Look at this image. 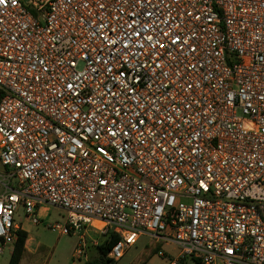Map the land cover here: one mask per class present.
Returning a JSON list of instances; mask_svg holds the SVG:
<instances>
[{
	"label": "built area",
	"instance_id": "obj_1",
	"mask_svg": "<svg viewBox=\"0 0 264 264\" xmlns=\"http://www.w3.org/2000/svg\"><path fill=\"white\" fill-rule=\"evenodd\" d=\"M0 164V254L48 205L113 262L264 264V0H3Z\"/></svg>",
	"mask_w": 264,
	"mask_h": 264
},
{
	"label": "rangeland",
	"instance_id": "obj_2",
	"mask_svg": "<svg viewBox=\"0 0 264 264\" xmlns=\"http://www.w3.org/2000/svg\"><path fill=\"white\" fill-rule=\"evenodd\" d=\"M17 182L11 175V171L0 164V193L6 188H14ZM22 207H17L14 213V223H19L23 215ZM39 224L32 229L30 234L35 251L24 253L18 264H82L83 259L91 260L97 257L98 250L93 242L100 245L104 241L103 236L91 230H83L78 234L59 235L58 232L49 229L55 223H64L65 213L53 206L46 205L43 212L37 216ZM83 236V239L82 237ZM85 243L86 252L84 258L77 259L74 254L79 246ZM158 251L175 254L172 246L155 244L151 239L142 236L137 243L126 250L123 257L116 264H168V258L158 256ZM11 255V246H4L0 254V264H8ZM184 264H194L187 262Z\"/></svg>",
	"mask_w": 264,
	"mask_h": 264
},
{
	"label": "trees",
	"instance_id": "obj_3",
	"mask_svg": "<svg viewBox=\"0 0 264 264\" xmlns=\"http://www.w3.org/2000/svg\"><path fill=\"white\" fill-rule=\"evenodd\" d=\"M26 237L27 236L24 232L20 231L18 233V238L14 243L8 264H18L22 255L26 253V250L24 248ZM117 240H118L117 236L109 235V239H104V241H102L100 245L96 246V249L98 250L97 257L88 260L86 262H83L82 264H116V262H113L107 256L109 249Z\"/></svg>",
	"mask_w": 264,
	"mask_h": 264
},
{
	"label": "crops",
	"instance_id": "obj_4",
	"mask_svg": "<svg viewBox=\"0 0 264 264\" xmlns=\"http://www.w3.org/2000/svg\"><path fill=\"white\" fill-rule=\"evenodd\" d=\"M6 190H7V188H6ZM0 194H2V193H0ZM44 208H46V205L38 206L35 209L36 217L40 214V212H43L44 211ZM16 225L20 228V231L24 232L26 234V236H27L26 237V241L24 243V248H25L26 252L31 253V252L35 251L36 246H34L33 239L31 238L30 234L32 232V229L35 226H37V225H33L29 221V219L26 218L24 211H23V215H22L21 220ZM13 246H11V252L13 250ZM166 255H167V257H170L171 255H174V254H172V253H166ZM86 261H88V260L85 259L83 262H86ZM187 262H193L195 264V262L192 261V260H186L184 263H187Z\"/></svg>",
	"mask_w": 264,
	"mask_h": 264
},
{
	"label": "snow or ice",
	"instance_id": "obj_5",
	"mask_svg": "<svg viewBox=\"0 0 264 264\" xmlns=\"http://www.w3.org/2000/svg\"><path fill=\"white\" fill-rule=\"evenodd\" d=\"M3 2V0H0V3H2Z\"/></svg>",
	"mask_w": 264,
	"mask_h": 264
}]
</instances>
